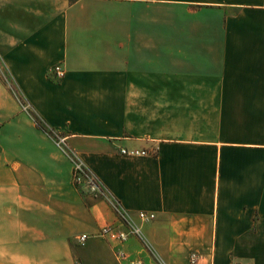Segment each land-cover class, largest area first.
<instances>
[{
    "label": "crops",
    "instance_id": "1",
    "mask_svg": "<svg viewBox=\"0 0 264 264\" xmlns=\"http://www.w3.org/2000/svg\"><path fill=\"white\" fill-rule=\"evenodd\" d=\"M18 96L113 199L156 215L157 256L131 236L129 258L264 264V0H0V264H127L79 242L119 219Z\"/></svg>",
    "mask_w": 264,
    "mask_h": 264
},
{
    "label": "built area",
    "instance_id": "2",
    "mask_svg": "<svg viewBox=\"0 0 264 264\" xmlns=\"http://www.w3.org/2000/svg\"><path fill=\"white\" fill-rule=\"evenodd\" d=\"M51 75L56 79H62L65 75L64 68L61 64L55 65L51 70ZM11 84V83H10ZM11 88L17 94V91L11 84ZM24 110L31 113V107L29 104L18 96ZM1 138V133H0ZM57 145L62 149L68 159L71 161L73 166V182L83 193L101 198L110 202L113 211L116 213L119 223L116 225H106L100 228V230L94 234L81 235L79 237V242L84 244L90 237H98L106 239L114 243L119 247L117 257L120 261H127V264H143L140 259H131L127 253L121 248L130 239L131 236L138 237L144 244L146 250L152 255L157 256L154 248L150 242L145 238L142 232L141 223L151 222L155 220L156 215L150 212H139L133 215L130 211L125 209L121 203L113 199L109 195V191L102 183V181L97 177V175L84 163V161L78 156V154L69 148L65 143V138L59 134L55 133L52 137ZM122 154L127 156H146L148 151L140 149H122ZM198 260L197 255H193L192 263H196ZM166 264V263H160Z\"/></svg>",
    "mask_w": 264,
    "mask_h": 264
},
{
    "label": "trees",
    "instance_id": "3",
    "mask_svg": "<svg viewBox=\"0 0 264 264\" xmlns=\"http://www.w3.org/2000/svg\"><path fill=\"white\" fill-rule=\"evenodd\" d=\"M31 117L35 120L37 126L45 131L48 135H50L51 137L54 136L55 133H57L54 129L50 128L49 125L46 123V121L41 117L39 116L35 111L32 112L31 111Z\"/></svg>",
    "mask_w": 264,
    "mask_h": 264
},
{
    "label": "rangeland",
    "instance_id": "4",
    "mask_svg": "<svg viewBox=\"0 0 264 264\" xmlns=\"http://www.w3.org/2000/svg\"><path fill=\"white\" fill-rule=\"evenodd\" d=\"M30 111H32V112H34V110L31 108V110Z\"/></svg>",
    "mask_w": 264,
    "mask_h": 264
}]
</instances>
